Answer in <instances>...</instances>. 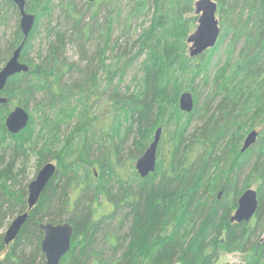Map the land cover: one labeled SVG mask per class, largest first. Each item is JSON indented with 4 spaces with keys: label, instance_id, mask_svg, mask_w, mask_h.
Segmentation results:
<instances>
[{
    "label": "trees",
    "instance_id": "16d2710c",
    "mask_svg": "<svg viewBox=\"0 0 264 264\" xmlns=\"http://www.w3.org/2000/svg\"><path fill=\"white\" fill-rule=\"evenodd\" d=\"M196 1L87 0L83 11L65 0L54 25L53 0H27L30 69L1 92L0 264H46L40 224L65 222L74 234L60 264H216L223 249L253 252L225 264H264V0H215L219 41L192 58ZM20 19L0 0V70L24 40ZM187 91L191 113L179 104ZM17 105L31 117L12 134L5 122ZM158 128L157 167L144 178L136 162ZM48 162L55 177L6 244L1 231L28 210L32 168ZM253 184L256 215L231 222Z\"/></svg>",
    "mask_w": 264,
    "mask_h": 264
},
{
    "label": "water",
    "instance_id": "95a60500",
    "mask_svg": "<svg viewBox=\"0 0 264 264\" xmlns=\"http://www.w3.org/2000/svg\"><path fill=\"white\" fill-rule=\"evenodd\" d=\"M21 14V30L24 40L14 51L10 60H8L0 70V104H6L8 98L1 95L10 78L17 74L26 73L30 67L21 61V52L36 24V15L27 11L26 0H12ZM95 1V0H90ZM195 11L198 16V24L193 33L188 37L190 44V56L197 57L203 55L208 50L214 48L221 35L220 20L218 14V3L215 0H197L195 2ZM182 111L191 113L195 107V100L190 92H184L179 99ZM30 113L20 105L14 106L6 118L5 125L12 134H18L27 128L30 122ZM162 137V128H158L153 141L146 149L145 153L137 160L136 169L140 176L147 177L156 170L157 152ZM258 137V131H251L246 137L242 151L248 150L255 144ZM57 164L48 162L38 171L37 175L30 182L28 191V210L16 216L4 236L6 244L14 241L22 227L29 218L30 211L38 204L42 193L55 177ZM259 208L258 192L254 188L247 189L238 199V207L231 217V222H249L256 215ZM41 230L44 232L42 240V251L45 254L47 264H60L62 258L69 253L72 246V237L74 228L69 222L63 224L41 223Z\"/></svg>",
    "mask_w": 264,
    "mask_h": 264
},
{
    "label": "rangeland",
    "instance_id": "374dc122",
    "mask_svg": "<svg viewBox=\"0 0 264 264\" xmlns=\"http://www.w3.org/2000/svg\"><path fill=\"white\" fill-rule=\"evenodd\" d=\"M65 0H53V3L52 4H54L55 5V9L54 8H52V12H51V14H50V17H51V15L53 16V19L55 20V21H52L53 22V24L54 25H56V23L58 22V21H60V22H62V23H64V17H63V15H62V12H61V7H59L58 6V4H61L62 2H64ZM74 3H75V5L78 7V8H81L83 11H85L86 10V8H87V0H72ZM58 6V7H57ZM53 13V14H52ZM87 16H90V14L89 15H87ZM217 16H218V18H219V20H220V17H219V14H217ZM88 18V17H87ZM46 21L45 20H43L42 21V25H41V28H40V37H38V41H42V37L44 36V33H45V27H46ZM14 24L13 25H10V27H8V31H7V34H11L12 33V31L14 30ZM2 36V35H1ZM10 37V36H9ZM3 42V39L2 38H0V43H2ZM228 41H226L225 43H223V45L221 46V51H220V54L218 53V59H220V56H222L223 58H224V51H225V49H226V47L228 46V43H227ZM220 55V56H219ZM32 56H34V55H32ZM69 56L71 57V58H73L74 60H77L76 59V53H75V51H74V49L71 47L70 48V50H69ZM216 58V59H217ZM220 62H221V59H220ZM204 92V91H203ZM208 93L207 92H205V93H203L202 94V96H201V102H203L204 101V98H205V96L207 95ZM257 131H258V129H256ZM33 163H34V161H33ZM56 163V162H55ZM32 173H31V179L32 178H34L35 176H36V173H35V170H34V168H32V171H31ZM33 180V179H32ZM256 185L255 184H253V186H252V188H254V189H256ZM13 221V220H12ZM12 221H10L9 223H8V225L3 229V231H1V233L2 234H4L5 232H6V230H7V228H8V226H9V224L12 222ZM263 238H264V235H263ZM252 251H250V252H245V253H241V252H234V253H231V252H228V251H226L225 249H223L222 251H221V253H220V258H219V260L217 261V263L216 264H225V263H242V262H245V261H247L251 256H252Z\"/></svg>",
    "mask_w": 264,
    "mask_h": 264
},
{
    "label": "flooded vegetation",
    "instance_id": "af4514ba",
    "mask_svg": "<svg viewBox=\"0 0 264 264\" xmlns=\"http://www.w3.org/2000/svg\"><path fill=\"white\" fill-rule=\"evenodd\" d=\"M27 1V0H26ZM27 5V4H26ZM20 22H21V19H20Z\"/></svg>",
    "mask_w": 264,
    "mask_h": 264
},
{
    "label": "bare ground",
    "instance_id": "6f19581e",
    "mask_svg": "<svg viewBox=\"0 0 264 264\" xmlns=\"http://www.w3.org/2000/svg\"><path fill=\"white\" fill-rule=\"evenodd\" d=\"M47 264V263H46Z\"/></svg>",
    "mask_w": 264,
    "mask_h": 264
}]
</instances>
